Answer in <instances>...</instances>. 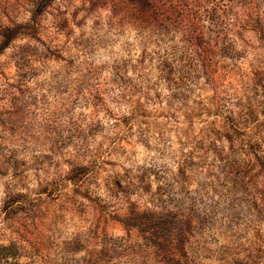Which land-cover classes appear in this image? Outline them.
Segmentation results:
<instances>
[{
	"label": "rangeland",
	"instance_id": "rangeland-1",
	"mask_svg": "<svg viewBox=\"0 0 264 264\" xmlns=\"http://www.w3.org/2000/svg\"><path fill=\"white\" fill-rule=\"evenodd\" d=\"M0 264H264V0H0Z\"/></svg>",
	"mask_w": 264,
	"mask_h": 264
}]
</instances>
